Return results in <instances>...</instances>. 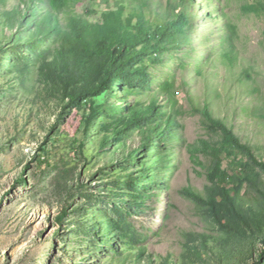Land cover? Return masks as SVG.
<instances>
[{
	"label": "rangeland",
	"instance_id": "374dc122",
	"mask_svg": "<svg viewBox=\"0 0 264 264\" xmlns=\"http://www.w3.org/2000/svg\"><path fill=\"white\" fill-rule=\"evenodd\" d=\"M209 1L195 0L202 15L193 37L209 36L211 60L208 52H186L182 68L183 51L175 49L145 58L144 92L130 94L125 85L103 91L86 129L85 102L66 110L53 80L48 88L41 82L43 56L56 47V35L40 40L37 33L44 6L19 26L17 15L4 14L19 0H0V264H264V18L246 11L252 0H212L224 17L209 11ZM227 22L237 28L240 57L263 72L256 81L240 86L239 74L230 77L216 61ZM32 31L28 44L23 35ZM167 79L175 81L174 104L159 89ZM191 96L201 107L209 103L257 159L211 128ZM153 99L163 105L154 120L161 126L176 115L164 133L151 130L153 142L137 126L108 132ZM222 175L233 193L222 192Z\"/></svg>",
	"mask_w": 264,
	"mask_h": 264
},
{
	"label": "trees",
	"instance_id": "16d2710c",
	"mask_svg": "<svg viewBox=\"0 0 264 264\" xmlns=\"http://www.w3.org/2000/svg\"><path fill=\"white\" fill-rule=\"evenodd\" d=\"M81 2L82 0H19L23 8L18 4L15 11L4 14L12 17L17 15L20 19L19 26H23L28 15L34 19L38 16L36 11L44 6L42 8L44 15L36 27L37 33L40 34V40L56 35V47L55 52L47 51L43 56L46 65H41V69L45 68L42 70L41 82L48 88V77L53 80L52 87L57 92V98L63 104L67 103L66 110L85 102L83 122L86 129L97 116L93 98L103 91H111L113 86L125 85L131 90L130 94L144 92L147 87L145 77L151 73L147 72L145 64L144 66L141 64L145 58L157 61L158 58L156 60L155 57L157 54L172 53L175 49L183 51V55L179 57L182 68L188 65L186 58L189 56L186 52L190 54L196 52L198 57L208 52L206 62L211 60L214 49L207 46L209 36L193 37L198 26L195 19L202 15L198 11L200 5L196 4L195 0H88L85 3L87 7L80 11L78 6ZM209 3L213 8L209 9L212 14L224 17L223 11L219 13L212 0ZM98 5L106 7L97 10ZM245 8L247 12L264 18V0H252L245 4ZM99 12L100 14L96 16ZM225 30L219 42L220 51L216 61L225 64L230 77L239 74L236 80L238 79L240 86L245 81H254V76L263 75V72L261 73L250 61L240 57L234 43L236 26L227 22ZM23 37L28 38V44L33 43V31ZM50 58L53 60L52 65H48ZM39 60H42V54ZM195 70L200 74L204 72L202 65H197ZM44 73L46 77H43ZM159 86L161 92H164L166 98L174 104L175 81L167 79ZM257 88L255 86L250 92H257ZM157 100L153 99L147 106L132 107L128 116L124 115L112 121V127L106 126V129L108 132L112 130L109 133L119 135L137 126L143 128L144 139L149 140V143L153 142L155 138L152 129L159 128L157 132L162 134L176 123V115H168L162 126V120L154 121L163 115L162 109H158L163 105L160 106ZM190 100L193 102L195 112L200 113L211 128L219 129L231 144L249 150L257 159L253 148L238 138L223 119L213 115L209 103L201 107L194 103L193 96ZM261 107L256 109L260 116ZM154 122L157 123V127L154 126ZM105 139L115 140L110 134H107ZM138 152L135 150L129 155L132 157ZM41 153L37 157L39 163L44 162L46 145L42 146ZM225 180L226 176L222 175L220 180L224 185L222 192L233 193Z\"/></svg>",
	"mask_w": 264,
	"mask_h": 264
}]
</instances>
